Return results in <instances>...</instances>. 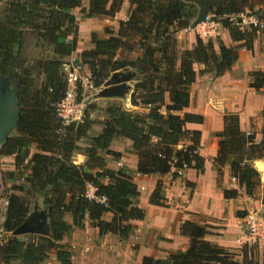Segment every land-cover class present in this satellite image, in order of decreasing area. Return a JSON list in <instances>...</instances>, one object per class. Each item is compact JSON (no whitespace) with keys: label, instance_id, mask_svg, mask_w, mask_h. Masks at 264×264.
<instances>
[{"label":"trees","instance_id":"16d2710c","mask_svg":"<svg viewBox=\"0 0 264 264\" xmlns=\"http://www.w3.org/2000/svg\"><path fill=\"white\" fill-rule=\"evenodd\" d=\"M130 3L134 8L118 24L115 35H92L93 49L82 51L78 61L88 69L94 87L100 86L113 71L135 69L138 82L131 105L146 112L133 113L122 105H108L107 120L98 134L91 133L96 122L86 111L81 123L68 125L56 112L66 89L62 64L76 49L77 26L69 12L80 8L81 0H8L2 9L0 78L11 77L17 83L19 120L0 147V156L15 157L18 174L8 176H16L24 184V188H11L2 230L9 233L18 227L29 212L30 202L39 197L49 215L51 238L7 237L0 245V264H45L52 251L60 264H70L72 254L62 241L74 228H82L86 219L99 235L113 234L125 239L133 232L130 222L144 217V211L136 205L140 194L133 173L106 167L108 157H121L110 150L116 139L131 143L130 151L137 157L135 173L141 176H163L174 170L175 178L186 168L204 170V159L197 154L200 133L185 128L187 123L202 122V117L184 112L196 79L194 65L204 67L201 74L222 76L230 71L241 48L252 49L258 34L264 42V29L250 27L241 31L229 22V17L255 8L263 11L259 19L264 20V0H226L209 11L237 46L226 47L219 39L216 45L212 40L196 39L192 50L182 52L177 49L176 34L197 18L195 4L182 0ZM121 4L122 0H90L83 16L113 18ZM27 33L51 47L53 57L22 58L19 50ZM70 37L72 40L68 41ZM251 76L250 87L264 88L263 73L254 72ZM261 117L264 136V110ZM223 122L213 169L221 173L228 165L240 188L248 197H254L260 180L249 162L264 158V138L255 144L251 135L240 131L234 114L226 115ZM187 140L190 144L178 149ZM32 146L36 152L30 155ZM77 153L85 156L83 165L73 163ZM88 186L95 189L94 199L86 197ZM223 195L226 199L235 198L237 190H224ZM149 203L164 205L160 184L151 193ZM106 214H111L109 221L104 219ZM67 216L70 224L65 221ZM180 232L189 239L185 251L169 253L165 260L144 258L142 264H264V251L261 262L255 248L241 249L238 260L235 254L207 241V225L185 221Z\"/></svg>","mask_w":264,"mask_h":264},{"label":"crops","instance_id":"0c3cea01","mask_svg":"<svg viewBox=\"0 0 264 264\" xmlns=\"http://www.w3.org/2000/svg\"><path fill=\"white\" fill-rule=\"evenodd\" d=\"M4 1L6 3L8 0H2ZM89 4L90 0H81V7L69 12L77 26L74 35L76 49L70 58L77 61L82 51L93 49L90 43L92 35L95 34L100 38H108L111 36L110 32L115 35L118 24L124 22L134 8L130 0H122L121 8L113 18H84L82 11L87 12ZM1 15L2 10L0 18ZM29 39L30 42H37L36 45L39 43L33 34L27 33L19 50L21 56L28 49ZM196 39L193 33L179 31L176 34L178 51L192 50ZM217 39L226 47L238 45L231 41L227 30L221 25L217 36L211 39L214 45ZM71 40L70 37L68 41ZM39 45L51 50L47 45L42 43ZM203 69L201 65H194L196 79L190 87V102L184 112L202 117L201 123H187L185 128L200 133L197 154L204 159V170L198 172L186 168L175 178L172 175L173 171L163 176L135 177L137 157L130 151L131 143L123 139L114 140L110 150L119 153L121 157L116 163L108 158L106 167L113 171L124 169L133 173V181L140 194L136 205L144 211V217L142 220L130 222L133 232L125 239L113 234L99 235L98 229L91 227L86 219L82 228H74L62 241L72 254L70 264H142L144 258L165 260L169 253L185 251L188 248L189 239L180 232L181 225L185 221L207 225L208 235L205 239L235 254L240 260V249L235 242L243 232L240 221L248 212H259L261 204L255 196L248 197L245 194L237 180L231 176L228 165L218 173L214 171L212 161L218 152V136L223 131V119L226 115H236L240 131L251 135L255 144L264 138L261 117L264 110V88L255 90L250 87L252 73L264 74V42L260 34L254 40L251 50L241 48L238 51L237 60L229 72L217 77L210 73L201 74ZM98 100L107 104L105 108L111 103L122 105L125 109L119 99ZM131 109L146 112L140 107ZM102 128L103 126L96 127L91 133L98 134ZM189 144L187 140L179 146L182 148ZM35 152V147L32 146L30 155ZM14 160V156H0V194L3 190L6 191L4 198H0V239L3 242L10 236L3 232L2 223L7 197L12 193L8 184L14 185L16 181L15 177L8 176L10 173H17ZM73 160H75L74 164L83 165L86 158L77 153ZM1 172L6 174L5 179ZM158 184L162 186L163 206L149 203V197ZM224 190H237V196L226 199L223 195ZM104 219L109 221L111 214H106ZM65 221L70 224L71 218L67 216ZM258 257L261 262L262 249L258 251ZM45 264H60L53 251Z\"/></svg>","mask_w":264,"mask_h":264},{"label":"water","instance_id":"95a60500","mask_svg":"<svg viewBox=\"0 0 264 264\" xmlns=\"http://www.w3.org/2000/svg\"><path fill=\"white\" fill-rule=\"evenodd\" d=\"M193 3L198 7V16L192 23L191 28L202 22L209 11L217 4L226 0H182ZM138 82V72L131 67H124L113 71L98 87H95L93 96L95 99H119L123 102L125 109L129 110L131 95ZM19 120L18 86L14 78H0V147L13 133ZM181 148L180 146H178ZM259 173L260 186L264 184V158L249 162ZM99 173H96L98 176ZM261 209L256 212L264 218V186L261 187ZM10 236L39 235L51 238L49 215L43 206L42 200L36 197L31 201L29 212L24 221L16 227Z\"/></svg>","mask_w":264,"mask_h":264},{"label":"built area","instance_id":"2783aa9c","mask_svg":"<svg viewBox=\"0 0 264 264\" xmlns=\"http://www.w3.org/2000/svg\"><path fill=\"white\" fill-rule=\"evenodd\" d=\"M1 5L2 0H0V7ZM255 12L247 11L237 17L231 16L229 22L234 23L241 31L250 27L263 30L264 20L259 19ZM219 28V20L214 15H207L202 22H199L193 28L190 25L183 30L184 32L193 33L197 39L207 41L217 36ZM62 72L65 77L66 89L62 100L56 105L57 116L64 125L81 123L84 119V109L82 102H79V99L77 100V93L95 89L90 81V73L83 64L70 57L62 64ZM83 72L86 74L82 75ZM135 174V177L140 176L138 173ZM94 192L95 189L88 186L86 197L94 199ZM240 223L243 232L236 239V244L249 247L264 244V218L262 216L258 215L256 211H251L241 219ZM2 244L3 241L0 239V245Z\"/></svg>","mask_w":264,"mask_h":264},{"label":"rangeland","instance_id":"374dc122","mask_svg":"<svg viewBox=\"0 0 264 264\" xmlns=\"http://www.w3.org/2000/svg\"><path fill=\"white\" fill-rule=\"evenodd\" d=\"M4 2H2V5L0 7V12L1 10L3 9L4 7ZM256 11L255 13L257 14V16H261L262 14V10H258V8H255ZM208 15H211L208 13ZM31 39H29V43H28V49H26L24 51V54L22 56V58H26V59H30V58H49L52 56V50H50L48 47H41L38 43V45H36L37 42H34V41H31ZM40 46V47H39ZM86 73L83 72L82 75H85ZM253 78V77H252ZM252 81V80H251ZM251 83V82H250ZM79 99V102H82L83 104V109H84V117H85V111L88 113V116L90 119H92V121H95L96 123L93 125V129H96L99 128V127H102L103 126V123H105V121L107 120V115H106V112H105V106L107 104H104L103 102L97 100L94 98L93 96V91L92 90H87V91H84V92H81V93H77V100ZM93 105V106H92ZM108 105H111V103H109ZM90 107H93V108H90ZM127 110V109H125ZM140 110V109H139ZM128 111V110H127ZM129 111L133 112V113H144V111L140 112L138 110H133V109H129ZM94 131V130H93ZM94 134V132H93ZM81 146L82 147H85L83 143H81ZM83 155V154H82ZM75 156V154H74ZM73 156V157H74ZM84 156V155H83ZM107 158V157H106ZM111 162L114 161V163H116L117 160H113L111 159L110 157H108ZM107 158V160H109ZM75 160H73V163H74ZM107 166V165H106ZM17 171V170H16ZM2 173V176H4V179H5V176L6 174H4L3 172ZM27 172H25L26 174ZM4 174V175H3ZM15 175L18 174L17 173H14ZM16 178V176H14ZM3 180V179H2ZM4 183V182H3ZM7 185V184H5ZM10 189L13 187V184L10 183L8 184ZM14 185L15 186H18V187H23L24 188V184L23 182L21 181H14ZM12 186V187H11ZM264 186V184H262L257 190H256V193H255V198L260 202L261 200V187ZM6 189H9L7 186H5ZM5 192L3 190V192H1L0 194V198H4V195H5ZM7 194V193H6ZM31 203V202H30ZM1 205V204H0ZM238 245V244H237ZM219 246V245H218ZM240 251L241 249H247V250H250V249H254L255 248V251L258 255V251L262 249V252L264 251V244H261V245H253L251 247L249 246H246V245H238ZM241 254V253H240Z\"/></svg>","mask_w":264,"mask_h":264}]
</instances>
